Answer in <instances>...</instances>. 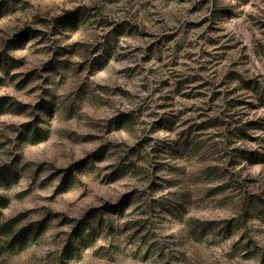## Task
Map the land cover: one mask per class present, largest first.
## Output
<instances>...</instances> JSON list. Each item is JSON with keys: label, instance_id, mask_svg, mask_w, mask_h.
<instances>
[{"label": "rangeland", "instance_id": "rangeland-1", "mask_svg": "<svg viewBox=\"0 0 264 264\" xmlns=\"http://www.w3.org/2000/svg\"><path fill=\"white\" fill-rule=\"evenodd\" d=\"M0 224V264H264V0H0Z\"/></svg>", "mask_w": 264, "mask_h": 264}, {"label": "trees", "instance_id": "trees-1", "mask_svg": "<svg viewBox=\"0 0 264 264\" xmlns=\"http://www.w3.org/2000/svg\"><path fill=\"white\" fill-rule=\"evenodd\" d=\"M183 84V81H179L177 80L176 82V85L178 87H180L181 85ZM190 149H193L191 148V146H189ZM193 147H197L196 145H194ZM4 227V224H0V230H2ZM32 231V229H26V230H23L21 232V234L19 235H15L11 238V241L9 242V245L12 246L13 248H18V249H23L27 246V241L29 239V233Z\"/></svg>", "mask_w": 264, "mask_h": 264}]
</instances>
